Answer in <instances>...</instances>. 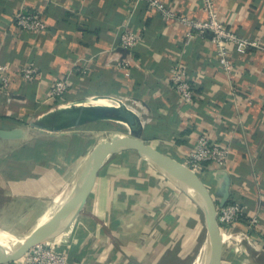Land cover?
<instances>
[{"label":"crops","instance_id":"0c3cea01","mask_svg":"<svg viewBox=\"0 0 264 264\" xmlns=\"http://www.w3.org/2000/svg\"><path fill=\"white\" fill-rule=\"evenodd\" d=\"M160 1L189 18L209 17L202 0ZM215 6L228 28L262 44L239 52L230 43L231 71L222 68L210 32L166 19L144 0H0V72L6 67L10 78L0 90V128L21 133L0 137L1 231L16 238L48 209L56 213L96 146L131 133L116 115L124 106L140 120L141 138L181 160L203 134L228 146L226 166L210 163L199 173L216 200L229 187L227 203H239L246 219L223 234L219 264H264V0ZM22 10L40 15L46 30L19 28ZM124 30L140 35L135 47L121 46ZM27 64L38 70L31 80L20 71ZM176 64L194 88L191 102L172 86ZM58 79L69 89L50 99ZM133 153L104 163L76 219L49 242L69 264H198L207 231L203 241L187 224L197 230L202 211ZM253 218L258 223L250 225ZM0 264L21 263L0 255Z\"/></svg>","mask_w":264,"mask_h":264},{"label":"built area","instance_id":"2783aa9c","mask_svg":"<svg viewBox=\"0 0 264 264\" xmlns=\"http://www.w3.org/2000/svg\"><path fill=\"white\" fill-rule=\"evenodd\" d=\"M149 8L155 12L162 14L166 19L174 20L179 24L188 26L197 34H205L210 32L212 40L217 46L218 55L222 68L226 71L232 70V62L228 58V45L234 43L239 52H244L250 47L260 48L262 44L259 40H252L248 37L237 33L227 27L219 18L218 11L215 6V0H202L203 9L208 14L207 20H197L189 18L185 15L178 14L160 0H144ZM16 25L27 31L43 32L46 30L45 20L38 14L30 11L22 10L16 16ZM192 34H189L191 37ZM140 41V35L134 30H124L121 34V46L124 48H133ZM125 67L126 64H119ZM0 72V90H6L10 86V78L7 68ZM21 74L26 80L34 78L38 72L37 68L32 64H27L21 68ZM127 75L130 73L127 72ZM170 79L172 86L180 97L191 102L194 97V88L190 81L186 78L180 65L176 64L171 67ZM69 89V83L66 79H58L52 85L50 90V99H55L65 94ZM230 150L227 145H223L212 141L208 136L201 135L195 145L186 156L184 163L197 173L207 167L210 163L217 164L219 167L227 165ZM244 211L242 206L237 202L227 203L219 208L218 220L222 234L233 233V226L238 221H246L243 217ZM250 225L258 223L257 218L247 221ZM16 261V260H15ZM21 264H69V256L66 252L59 250L49 241L40 243L32 247L19 260Z\"/></svg>","mask_w":264,"mask_h":264},{"label":"water","instance_id":"95a60500","mask_svg":"<svg viewBox=\"0 0 264 264\" xmlns=\"http://www.w3.org/2000/svg\"><path fill=\"white\" fill-rule=\"evenodd\" d=\"M118 118L131 128L130 134L116 135L100 142L94 149L72 191L56 213L37 231L18 242H0V255L5 260L15 261L22 258L32 247L50 241L64 232L78 216L84 197L104 163L113 155L123 151H135L149 160L160 171H165L187 192L203 213L207 224L208 257L205 264H219L222 257L223 234L218 220L219 208L230 199L229 187L220 200H216L199 173L187 166L182 160L167 154L139 136L141 123L129 109L121 106L116 109ZM19 129L0 128V137L17 139ZM27 236V235H26ZM24 238V237H23Z\"/></svg>","mask_w":264,"mask_h":264},{"label":"rangeland","instance_id":"374dc122","mask_svg":"<svg viewBox=\"0 0 264 264\" xmlns=\"http://www.w3.org/2000/svg\"><path fill=\"white\" fill-rule=\"evenodd\" d=\"M135 152V151H134ZM134 154V156H137L136 155V153H133ZM170 155H172V154H170ZM172 156H174V157H176L177 159H179V160H181L180 158H178L177 156H175L174 154L172 155ZM183 162H184V160H182ZM157 170H159L158 168H157ZM159 172H161L160 174H161V178H164V179H168V180H170L171 182H173V184L175 185V186H177L178 184L179 185H181L182 183L180 182V181H177V180H175L174 178H172V176L171 175H169L168 173H166L165 171H160L159 170ZM158 172V173H159ZM189 210V209H188ZM32 222V221H31ZM31 222L30 223H28V224H26V225H24V227H22V229H19V231L18 232H20L19 234H15V236H16V240L17 239H20V240H23V239H25V238H27L30 234H28L30 231H31V229L36 225V223L34 222V224H33V226H32V224H31ZM201 225H198V227H197V230H195V226H194V224H192V221H188V224L187 225H189V227L192 229V231H196V233H197V236L198 237H200V235H201V237L203 238V241H205L206 240V231H207V224H206V222H205V219H204V216L202 215V218H201ZM30 228V229H29ZM25 233H27L28 235L27 236H24L25 235ZM0 234H2V235H5V236H8V237H10V238H14V236L13 235H10V234H8V233H5V232H3V231H1L0 230ZM23 236H24V238H23ZM186 238H188V240H190L191 239V237H186ZM204 238H205V240H204ZM198 240H200V239H198ZM206 251V249H204V251L202 252V254L204 253ZM194 258V257H193ZM199 258H200V256H199ZM198 258V259H199ZM189 262H191V258H189ZM203 263V262H202Z\"/></svg>","mask_w":264,"mask_h":264},{"label":"bare ground","instance_id":"6f19581e","mask_svg":"<svg viewBox=\"0 0 264 264\" xmlns=\"http://www.w3.org/2000/svg\"><path fill=\"white\" fill-rule=\"evenodd\" d=\"M64 200H65V198H59L58 199V205L61 204V202H63ZM56 209L57 208L54 206L52 209L50 208L44 214H42V216L39 218L38 222L35 221V223L37 222L36 225L31 229V231L28 234H32L33 232L39 230L51 218L52 214L55 212ZM19 240L20 239L16 240V238H10L8 236L0 234V242H2L3 244H6L7 242L15 243V242H18ZM4 242H6V243H4ZM207 247H208V244H207ZM205 249H206V251L203 254H201L200 258L197 260L198 264H205V262L207 260L208 249L207 248H205Z\"/></svg>","mask_w":264,"mask_h":264}]
</instances>
